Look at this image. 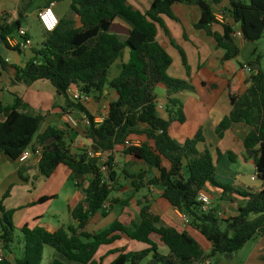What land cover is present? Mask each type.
<instances>
[{
    "label": "trees",
    "instance_id": "16d2710c",
    "mask_svg": "<svg viewBox=\"0 0 264 264\" xmlns=\"http://www.w3.org/2000/svg\"><path fill=\"white\" fill-rule=\"evenodd\" d=\"M62 1L50 0L45 7L52 2ZM220 2L152 0L150 8L141 12L130 6L128 0H72L74 17L60 19L58 28L52 33L43 31V42L38 48L31 49L33 57L25 66L8 65L0 54V66L12 73L15 82L26 86L38 81L50 82L57 93L65 97V111H76L87 121L84 137L92 144L91 148H82L74 153L66 131L50 127L39 133L45 117L31 115L29 105L21 98L15 97L11 106L0 104V154L18 161L27 149L35 151L41 148L43 153L38 165L41 177L49 179L60 166H65L72 173V181L75 182L76 174L83 176V180L76 182V187L88 193L85 200L87 205L84 202L72 212L76 226L62 228L56 233H49L40 227H24L20 231L24 245L22 258L15 263L4 258L0 264H42L46 247L72 262L99 264L95 260L99 250L103 246L113 245L122 236L149 248L139 252L114 250L110 254L118 256L112 264H202L206 259L213 261L219 256L234 255L255 237L264 236V184L257 193L237 192L230 186L220 184L212 153L198 148L205 142L202 131L184 143H179L170 134L173 123L186 122L184 105L177 96L193 90L189 82L168 75L173 58L158 42L162 29L180 52L189 73L185 52L172 39L164 22V18L177 21L174 7L180 4L199 7L201 18L195 28L213 38L216 47L225 53L224 62L236 60L240 55L234 38L237 27L247 43L264 39V0H229V5L222 11L229 20L224 24L216 20L213 10V6ZM118 20L131 28L124 40L114 33ZM3 21L6 20H0V32L7 44V38L16 36L21 30V22L10 24ZM214 25H220L222 33L215 32ZM27 39L32 40L30 34ZM126 51L130 54L129 62L122 66L121 74L111 80L112 66ZM263 60L264 54L255 53L248 62L253 73L246 93L238 94L235 88L230 87L232 111L220 124L218 135L223 138L235 124L251 127L252 132L245 140V147L252 152L258 173L264 181ZM160 87L167 94V119L161 117L158 110L156 91ZM108 89L117 92L118 100L111 103L109 113L101 123L96 122L97 117L85 105L74 102L70 94L71 91L80 90L99 101ZM136 138L144 141L136 147L125 146L127 141ZM117 147L124 148L123 155L142 162L148 170L158 172L157 176L145 183L147 171L136 176L123 171V175L133 179L135 191L148 187L161 190L163 199L185 215L190 226L211 244L209 254L187 232L161 226V218L152 212L147 197L138 201L141 208L139 220L130 227L116 221L99 233L86 230L91 217L101 211L107 217L112 211V204L122 202L112 199V195L120 191L113 156ZM93 153L108 155L105 157L108 172L103 173L101 159L92 157ZM218 155L221 158V153ZM29 170L27 164L19 168L22 182H29ZM212 188L221 192L223 201L236 203L232 196H238V202L242 203H239L237 216L219 218L218 206L213 211H203L198 197L202 192L213 196ZM9 195L8 192L5 198ZM48 200L44 198L39 204ZM128 202L126 200L124 206ZM106 203L111 204L110 209H104ZM15 213L7 211L3 201H0V246L8 252L17 239L13 220ZM154 236L168 248L167 255L160 252ZM52 264L61 263L55 260Z\"/></svg>",
    "mask_w": 264,
    "mask_h": 264
},
{
    "label": "crops",
    "instance_id": "0c3cea01",
    "mask_svg": "<svg viewBox=\"0 0 264 264\" xmlns=\"http://www.w3.org/2000/svg\"><path fill=\"white\" fill-rule=\"evenodd\" d=\"M128 3L134 9L146 12L150 8L152 0H128ZM228 5L229 0H221L220 4L213 6L215 16L219 17ZM31 10L32 3H28V0H0V16L2 14L9 16L7 18L9 23L20 21L18 18L14 20V16L25 18ZM174 14L177 21L164 18V22L172 39L185 52L186 58L188 55L189 57L191 56L190 60L187 58L189 73L183 65V60L181 59V61L179 58L178 53L180 52L172 45L171 38L162 29L159 31L158 42L173 58V65L170 67L168 75L173 79L189 82L193 90L180 93L177 96L184 105L186 122L184 124L173 123L170 134L179 143H184L188 139L194 138L199 131H202L205 142L200 144L198 148L201 151L208 150L212 153L214 163L217 166V181L222 185L232 187L237 192L257 193L262 187H249L244 184V182L258 175L252 152L245 147V140L252 132V128L246 124H235L225 133L223 138L219 137L218 129L225 117L229 116L232 111L230 87L235 88L238 94H244L251 85L249 82L250 75L244 71L241 65H247L255 53H261L258 52V49L253 50V47H249L248 44L250 43H247L244 39L236 38V43L240 48V55L236 60L224 62L225 53L216 47L213 38L207 36L204 31L195 28L201 18L199 7L195 5H176ZM67 15L62 13L59 18L64 19ZM121 22L123 21L118 20L116 22L117 30L114 33L127 38L131 28L125 22ZM21 28H23L22 23ZM237 28L239 30V27ZM213 30L218 33L223 31L220 25H214ZM184 40L189 41L191 45ZM244 48L251 50V58L247 62L241 63L239 59ZM30 53L31 50L21 53V65L25 66L32 59L33 55ZM129 60L130 54L129 51H126L123 57L118 59L112 66L110 70L111 80L121 74L122 66L127 64ZM233 62H237L239 68H236ZM6 63L14 65L11 60L7 62L6 59ZM158 89L165 92L163 98H158V105L163 107L161 109L159 106L158 110L160 116L167 119V94L164 88L160 87ZM6 94L11 95L13 101L8 102ZM15 97L21 98L29 105L28 112L31 115H42L45 117L39 128L40 134L50 127H56L68 133V142L74 153L82 148H91L92 144L84 137L87 121L78 114H74V118L78 120V126L72 127L68 124L66 116L71 111H65L66 99L57 93L50 82L38 81L31 86L19 84L14 81L9 70H3L0 66V104L6 107L11 106ZM117 100V92L113 89H108L99 101L90 96V100L85 104V107L92 115L97 117L96 121H98L101 117L108 115L111 103ZM133 141H138L141 144L144 139L136 138ZM123 149V147H117L113 154L119 175L117 188L120 191L115 192L118 193L116 196L113 197L112 195V199L122 202L112 204V211L107 218L98 214L91 217L86 230L90 233L102 232L116 221L121 222L120 218L125 216L127 209L132 207H135L140 215L141 208L138 206V201L147 197L152 212L161 218V226L174 228L179 232H187L198 242L205 253L209 254L212 250L211 244L199 232L185 223L183 214L172 208L163 199L161 190L148 187L139 192L135 191L132 187L133 179L123 175V171H127L131 176L147 171L145 183L157 176L158 172L156 170H148L142 162L123 155ZM218 153H221V158H219ZM107 156V154L104 155V157ZM25 164L30 167L28 171L29 182H22L19 177V168ZM38 165L39 162L36 160L27 161L21 158L18 161H12L5 155L0 154V201H3L7 211H16L13 219L17 229L16 233H19L24 227H29L30 229L40 227L49 233H56L62 228L76 226L72 212L78 205L85 202L86 197L82 192L84 189L76 187L77 181L71 180L72 173L67 167L60 166L51 178L46 179L40 176ZM59 175L62 176L59 186L51 185L47 189L51 180ZM71 183L73 185H70ZM211 190L213 191V196L208 195L214 205L218 206L220 212L225 215V219L239 214V203L242 202H238L237 195L232 196L236 203L227 201V204L223 207L224 203L220 204L223 202L221 192L213 188ZM8 192L10 195L5 198ZM44 198H49L50 200L39 204V201ZM126 200L129 202L124 206L123 203H126ZM60 201L62 202L61 206L58 205ZM84 204L87 205L86 202ZM120 207L122 209H119ZM116 212H119L120 217H114L113 222H111L109 219ZM95 219L96 221L94 222L96 223L94 224L93 220ZM138 220L136 218V220H132V223ZM121 223L127 227L132 225V223L130 225L124 222ZM67 225L69 226L67 227ZM153 238L159 244L160 252L167 255L169 253L168 248L161 245L157 237L154 236ZM23 248L24 245L21 242L17 244L16 239L9 252L4 251L0 246V253L7 261L15 263L22 258ZM148 248L147 245L133 242L122 236L113 245L103 246L95 260L99 264H112L118 256L110 254L114 250L126 249L127 251L139 252ZM45 251L46 249H44V255ZM53 260H57L61 264H79L69 261L61 254L54 256ZM53 260H50L49 264H52ZM213 264H215V260H213ZM217 264H264V236H257L248 242L242 250L233 255V259H226L225 256L218 258Z\"/></svg>",
    "mask_w": 264,
    "mask_h": 264
},
{
    "label": "built area",
    "instance_id": "2783aa9c",
    "mask_svg": "<svg viewBox=\"0 0 264 264\" xmlns=\"http://www.w3.org/2000/svg\"><path fill=\"white\" fill-rule=\"evenodd\" d=\"M56 6H57V3L52 2L48 7L43 8L38 13L39 23L42 26L43 30L47 33L54 32L60 24V18L57 16V14L55 12ZM216 20L222 24L229 22V20L223 14H221L219 17H216ZM28 35H29V31L21 28V30L19 31L17 36L7 38V44L6 45L11 49L20 50L21 53L28 52L32 49V46H33L32 40L27 39ZM234 38L235 39L236 38L244 39L243 34L240 30H236V32L234 33ZM9 61H10V59H7V62H9ZM243 69L250 76L253 73L252 68L248 64L244 65ZM70 94H71L72 100L76 103H81V104L85 105L90 100V96L84 95L83 93H81L80 90L71 91ZM159 106L160 105H158V108H159ZM160 108L162 109L163 107L160 106ZM74 114H78V113L76 111L72 110L71 113L67 114L66 117L68 120V124L70 126L77 127L78 126V120L76 118H74ZM103 120H104V118L101 117L96 122L101 123V122H103ZM139 145H140V142L133 141V140H131V141L129 140L125 144V146L127 148L136 147ZM42 153H43V151L41 148H39L35 151L29 148L23 153L22 158L26 159L27 161L36 160V161L40 162V160L42 158ZM92 157L100 158L101 159V168H102L103 173L108 172V168L105 165L106 159L104 156H102L101 154H94L93 153ZM198 201L202 204V209L204 212L213 211V209L215 208V205H214L211 197L204 192L200 193V195L198 197ZM110 207H111L110 203H106L104 205V209H106V210L110 209ZM218 217L221 219H225V215L221 212L218 213ZM183 219H184L186 224L190 225V221L185 215H183ZM3 260H4V256L0 253V262H2ZM202 264H213V261L210 259H206Z\"/></svg>",
    "mask_w": 264,
    "mask_h": 264
},
{
    "label": "rangeland",
    "instance_id": "374dc122",
    "mask_svg": "<svg viewBox=\"0 0 264 264\" xmlns=\"http://www.w3.org/2000/svg\"><path fill=\"white\" fill-rule=\"evenodd\" d=\"M50 0H28V3H32V10L30 13H28V15L25 17V18H21L19 16H14V20H16V18H18V20L21 21L22 23V27L23 29H26L29 31V34L31 35L32 37V40H33V46L35 48H38L40 46V44L43 42V28L42 26L39 24V22L37 21V16H38V13H39V10H42L43 8H45L46 4L49 2ZM71 5H72V0H64L62 2H59L58 3V7L55 8V12L57 14V16L59 17L60 14H68L66 18H73V12L71 10ZM36 12V13H35ZM9 17V16H8ZM6 15H1L0 16V20H6V21H3L4 23L8 22L7 21V18H8ZM17 22V21H16ZM9 23V22H8ZM11 23H15L14 22H11ZM10 23V24H11ZM123 23V22H121ZM17 36V35H16ZM121 38L124 40L126 37H123L121 36ZM185 41V40H184ZM187 42L188 44L191 45V43L189 41H185ZM249 47H253V50L254 49H258V52H260L261 54H264V39H262L261 41L257 42V43H250L248 44ZM31 55L32 52L30 53ZM179 55V58L180 60L182 59V56L180 53H178ZM189 60L191 59V56L187 57ZM251 58V50L249 48H244L242 49V52H241V58L239 59V61L241 63H245L247 62L249 59ZM183 60V59H182ZM181 60V61H182ZM234 65H236V68H239V64L237 62H233ZM262 69H263V72H264V60H263V63H262ZM114 71H115V68H114ZM159 99L163 98L165 92L160 90V89H157L156 91ZM6 99L7 101H13V98L11 95L9 94H6ZM248 154V153H247ZM56 178L52 179L51 180V184L49 183V186L47 187V189L51 186V185H54V186H59V182L62 180V176L59 175V176H55ZM70 185H73V183H71ZM87 183L85 184V187H87ZM118 193H114L113 194V197L116 196ZM62 202H58V205L61 206ZM224 203V204H223ZM223 207L225 206V204H227V200H224L223 202L220 203ZM119 209H122L121 207ZM98 215H101V217H104L102 215V211L97 213ZM96 214V215H97ZM114 217L118 218L120 217V214L119 212H116L115 214L112 215V217L109 219L111 222H113L114 220ZM104 218H107V217H104ZM137 220L139 219V214L136 210L135 207H132L130 209H127L126 211V215L123 216L121 219V222H124L128 225H130L132 223V220ZM107 220V219H105ZM96 221L93 220V223L95 224ZM69 225H67L68 227ZM16 237H17V244H19L21 242V244L23 245V235L21 234V232H17L16 233ZM46 251H45V255H44V260L42 262V264H49V261L50 260H53L54 259V256H58L59 254H57V252L50 248V247H46L45 248ZM218 258H222V256H219ZM218 258L215 259V263L217 264V261H218ZM54 261V260H53Z\"/></svg>",
    "mask_w": 264,
    "mask_h": 264
},
{
    "label": "water",
    "instance_id": "95a60500",
    "mask_svg": "<svg viewBox=\"0 0 264 264\" xmlns=\"http://www.w3.org/2000/svg\"><path fill=\"white\" fill-rule=\"evenodd\" d=\"M0 45H1L0 54L2 55L4 59H10L11 61H13V64L21 65V53L17 50L9 48L6 45L5 41L3 40L2 35H1ZM94 150L97 151L98 149L94 148ZM75 180L81 181L83 180V176L80 174H76ZM244 184L249 187L261 188L263 187V184H264L263 176L258 173L257 177L249 179L247 182H244ZM82 192L85 197L88 196V193L86 191L82 190ZM225 257L226 259H233V255H226Z\"/></svg>",
    "mask_w": 264,
    "mask_h": 264
}]
</instances>
